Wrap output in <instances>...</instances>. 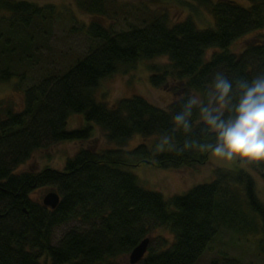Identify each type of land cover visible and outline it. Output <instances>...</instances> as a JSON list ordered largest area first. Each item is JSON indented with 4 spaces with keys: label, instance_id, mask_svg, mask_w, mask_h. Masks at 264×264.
I'll return each mask as SVG.
<instances>
[{
    "label": "trees",
    "instance_id": "1",
    "mask_svg": "<svg viewBox=\"0 0 264 264\" xmlns=\"http://www.w3.org/2000/svg\"><path fill=\"white\" fill-rule=\"evenodd\" d=\"M174 1L190 11L185 20L155 13L143 20L144 27L120 31L92 22L85 29L97 47L65 64L51 47L54 29L64 17L56 5L0 0V86L16 79L14 88L21 90L30 83L22 90L23 110L0 103V264H118V258L163 228L170 237H159L141 264H197L223 230L254 238L264 257V204L244 169H215L213 182L168 199L142 188L125 170L207 165L210 156L201 146L214 137L201 122L199 107L189 108L192 94L206 102L217 78L230 80L235 88L264 76V0H247L249 8L235 0ZM77 6L100 20L111 15L109 0H77ZM200 8L214 18L208 28L200 29L194 18ZM254 33L258 36L241 53L230 50ZM211 49L217 52L207 59ZM162 57L170 60L171 76L182 84L167 110L141 97L120 99L110 107L97 102L103 80ZM164 80L151 78L156 87ZM188 112L187 128L177 126L175 116ZM75 114L98 127L115 147L81 149L63 170L47 166L17 173L45 145L94 138L95 129L89 126L67 130ZM137 135L160 140L153 147L140 144L123 151ZM246 163L264 179V163ZM46 187L61 196L55 210L32 198L35 190ZM76 221L87 229H73L55 242L56 229ZM211 264L253 263L220 252Z\"/></svg>",
    "mask_w": 264,
    "mask_h": 264
},
{
    "label": "rangeland",
    "instance_id": "2",
    "mask_svg": "<svg viewBox=\"0 0 264 264\" xmlns=\"http://www.w3.org/2000/svg\"><path fill=\"white\" fill-rule=\"evenodd\" d=\"M28 1L39 6L56 5L63 12L62 21L54 29L55 37L52 39L51 47L57 56L58 61H65V64H72L76 59L83 57L89 51L97 47L96 42L91 41L86 34V26L92 22H99L103 26L112 27L117 31L126 30L130 27H144V19L155 13H167L173 21H183L188 17L190 11L180 6L174 0H109L111 2V15L106 19H97L94 16L83 13L77 6V0H17ZM181 1V0H180ZM189 1L192 0H183ZM220 0H212L217 3ZM244 8H249L247 0H235ZM118 12L117 14L114 12ZM200 29L210 27L214 23L212 14L200 8L198 15L194 17ZM209 25V26H208ZM85 26V27H83ZM258 33L251 34L235 42L230 50L233 53H241L249 39L254 40ZM216 49L207 52V59L216 53ZM170 60L166 57L156 58L140 62L136 69L129 73L115 74L101 82L97 90L96 100L113 106L117 100L141 97L153 106L167 110L177 98V91L181 89V83L171 76ZM167 72V73H164ZM164 74V75H163ZM154 76H165L160 87L152 84ZM16 79L0 86V103L2 101L12 105L15 110L24 109V92L22 91L30 83L22 85L21 90L14 88ZM198 100V95L192 94ZM95 129L94 138L90 141L61 142L58 144L45 145L38 150L32 158L20 166L17 173L39 172L49 166L56 170H63L68 159L74 158L81 149L103 151L115 147L110 143L105 134L94 124H88L82 115H72L67 124L68 131L80 130L85 127ZM160 140V138H158ZM152 137L137 135L129 143L121 148L130 152L140 144H147L153 147L158 141ZM85 147V148H84ZM237 167L244 169L251 175L256 185V192L260 201L264 204V179L257 171L252 170L246 162L231 161L225 162L210 157L209 163L205 166L193 167L181 170H165L152 165H141L140 167L125 168L126 171L135 175L142 188L151 192H158L168 199L173 196H182L195 186L208 184L214 181L215 169L223 168L234 170ZM50 187L39 188L32 195L33 200L42 202V199L50 191ZM76 229L86 230L87 226L76 221L59 227L55 232V242L65 233ZM170 237V230L167 228L154 231L149 238L153 247L159 244V237ZM220 252H226L241 259L245 263L264 264V257L259 253L254 238L240 237L229 230H223L210 244L208 251L197 264H211L212 260L219 256ZM118 264H130V255L117 259Z\"/></svg>",
    "mask_w": 264,
    "mask_h": 264
},
{
    "label": "clouds",
    "instance_id": "3",
    "mask_svg": "<svg viewBox=\"0 0 264 264\" xmlns=\"http://www.w3.org/2000/svg\"><path fill=\"white\" fill-rule=\"evenodd\" d=\"M212 88L206 102L196 98L189 102V108L199 107L200 120L214 137L212 143L201 146L204 152L225 162L264 163V76L241 81L235 88L220 77ZM190 114L176 115L175 124L187 128L185 116Z\"/></svg>",
    "mask_w": 264,
    "mask_h": 264
},
{
    "label": "water",
    "instance_id": "4",
    "mask_svg": "<svg viewBox=\"0 0 264 264\" xmlns=\"http://www.w3.org/2000/svg\"><path fill=\"white\" fill-rule=\"evenodd\" d=\"M59 204L60 195L55 189L48 191L46 196L43 198V205L51 210H55ZM149 246L150 239L147 238L143 240L141 244L130 254V264H140L145 259Z\"/></svg>",
    "mask_w": 264,
    "mask_h": 264
}]
</instances>
